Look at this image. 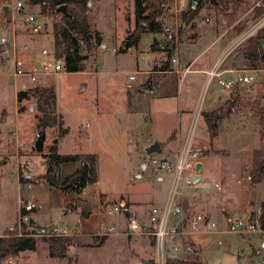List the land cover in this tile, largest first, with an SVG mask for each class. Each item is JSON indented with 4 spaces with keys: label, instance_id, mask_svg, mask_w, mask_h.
Masks as SVG:
<instances>
[{
    "label": "rangeland",
    "instance_id": "1",
    "mask_svg": "<svg viewBox=\"0 0 264 264\" xmlns=\"http://www.w3.org/2000/svg\"><path fill=\"white\" fill-rule=\"evenodd\" d=\"M16 1L23 3L24 0H9L0 5V236L15 226L18 230L22 225H26L28 230L37 229L31 228L28 222L33 221L30 219L31 215L38 213V226L35 223L34 226H43L50 234L54 228H65L78 245L69 248L66 260H53L48 256L46 245L40 241L35 252H22L17 259H7L0 264H140L141 259L147 262L153 260L154 246L150 237L125 235L129 216L133 214L141 220L144 219L143 216L147 217L150 207L159 204L154 198L161 199L163 193L167 194L171 184V173L155 171L146 164L144 149L154 142L165 143L162 152L155 154L162 157L173 147H184L187 140H190L192 147L207 141L201 112L216 107L210 101L211 94L213 91L220 92L224 86L218 84L217 78L209 80L208 76L199 82L200 76L195 73L182 78L181 75H170L162 80L161 75L147 73L146 71L154 69L158 59L150 48L153 39L157 38L156 34L146 31L141 34L136 45L120 52L128 35L135 28L134 0H94V5L93 0H90L88 20L90 18L92 30L102 36V44L93 50L89 60L83 62L84 72L67 74L62 67L57 75L40 78L36 82L55 86L56 112L61 119L57 127L44 129V146L42 152L37 153L34 142L39 124L35 118L38 115L35 102L22 101L19 105L16 102L17 92L26 90L35 83L23 77L14 78L11 75V59L3 57L2 51L7 49L10 57L14 47L16 55L26 66L43 60L54 64L53 20L41 15L37 6H26L24 12L18 15L16 11H11L12 2ZM181 1L185 6L179 17L176 18L167 10L164 16L159 17L167 30L165 32L175 37L177 49L172 57L174 59L183 44H190L198 36L199 42L190 49L192 55L201 53V49L214 38L210 26L204 32V29L197 26L198 19L201 21L209 17L215 23L214 11L206 9L204 15L198 13L196 19L185 24L180 18L187 10L188 0H175L171 8H174L175 2ZM254 2L255 0H249L248 5L243 4L237 14L238 21L244 22L248 28L256 23L252 20ZM205 5L203 4L207 8ZM255 5L260 6V2L257 1ZM4 6L8 7L6 16L2 10ZM28 15L33 17L32 22H27ZM37 26L42 29L36 32ZM216 27L221 32L229 28V36L234 39H238L248 29L237 34L224 21L216 23ZM159 36L160 45L169 40L168 36ZM241 44H233L229 48L230 52L233 50L234 55ZM220 46L217 45V48ZM80 54L83 56L85 52L80 51ZM209 54L197 59L193 69L208 60ZM96 69L97 73H91ZM245 73L252 77L251 86H255L257 96H252L251 86L236 89L242 92L241 98L244 101L259 102L264 109V71ZM131 74L134 80L129 82ZM234 78L235 76L232 79ZM127 82L131 84L132 90L127 89ZM148 82L156 89L144 93L142 90ZM196 90L198 96L194 98ZM129 91L135 95L128 102V95L131 94ZM180 97L188 101L194 111L192 117L188 116L185 122L179 120ZM235 113L232 118L221 122L220 135L215 142L218 147L232 152L230 156L227 153L220 155L226 166H233L238 162L233 158L236 157L235 153H248L261 144L258 118L255 113L249 114L250 107L244 106ZM255 127L258 128V134ZM64 129L68 132L60 140L58 132ZM174 132L176 138L167 143L166 140ZM53 147L58 154H95L98 182L80 193L63 192L50 187L40 176L46 171L47 157ZM204 152L212 160L216 157L215 152L208 149L200 151L199 155ZM142 163L146 165L145 170L141 169ZM78 166L79 163H65L58 169L57 176L63 179ZM21 170L33 179L30 187H24L18 180ZM158 177L163 178V181L158 182ZM180 189L185 193L189 192L190 197L193 193L198 196L211 194L209 200L215 206L211 203L208 210L212 212L214 209L211 219L215 223L214 230L218 233L187 236L182 237V240L177 238L178 252L170 256L186 259V248H198L200 258L206 264H264L261 254L264 236L257 233L259 230L243 235L237 232L242 229L247 231L244 227L245 210L236 199L240 192L238 187L228 186L227 189L234 198L231 199L232 202L225 200L224 194L229 191L224 189L219 196L217 194L220 190L213 194L216 191V181L211 173L203 170L198 182L192 183L190 188L182 186ZM27 202L34 203L35 207L33 212L23 218L21 210ZM183 203L180 201V204ZM115 206L121 207V210L108 215ZM125 207L127 212L123 210ZM221 208L228 211L230 222ZM193 214L195 213L187 215L190 217ZM178 227L189 229L185 225ZM109 228L112 230L109 231ZM102 238H105L103 244Z\"/></svg>",
    "mask_w": 264,
    "mask_h": 264
},
{
    "label": "trees",
    "instance_id": "2",
    "mask_svg": "<svg viewBox=\"0 0 264 264\" xmlns=\"http://www.w3.org/2000/svg\"><path fill=\"white\" fill-rule=\"evenodd\" d=\"M9 0H0V5H4ZM90 0H24L27 7H39L40 14L53 20V58L55 61H61L63 71L67 74L80 73L85 71L84 61L89 60L93 55V50L101 46L102 38L98 32L92 30L88 23V5ZM174 0H134L135 28L128 35L127 41L130 46L136 45L141 34L148 31L159 35L164 33V23L159 17L164 16ZM257 1L260 6L255 5ZM209 4L215 13L217 23L225 22L228 27H232L237 34H242L249 26L237 19L239 8L249 4V0H188L186 12L181 14V21L189 24L195 19L203 7V4ZM65 6L67 15L57 12V8ZM3 9V7H2ZM254 15L252 20L257 22L264 16V0H255L253 5ZM5 19V17L3 16ZM263 41V44L261 43ZM154 38L150 46L151 51H163L166 55V61L163 62L162 71H171V60L176 53L177 46L172 38L166 43ZM84 51L85 55H81ZM126 50L120 49V52ZM236 58L238 62L247 69H257L258 62H264V28L258 29L254 35L242 42L237 48ZM155 68V66H154ZM96 70L91 73H95ZM40 80V79H39ZM38 80V81H39ZM37 82V81H36ZM33 84L26 90L18 91L16 102L19 105L22 101L33 100L35 102L38 115L35 116L40 128L37 131L34 150L41 153L45 135V128H53L60 125V117L56 112V90L54 85ZM148 86V85H147ZM248 106L252 113H255L259 124V138L261 144L251 152V168L248 173L249 183L258 185L264 181V109L259 102H246L239 95L234 96L232 100L212 112H203L202 118L206 124L209 139L217 137L219 126L222 120L233 111L240 110ZM68 130H59L58 136L61 139L67 134ZM172 134L168 141L172 140ZM206 154V152H204ZM202 153V154H204ZM204 154V155H205ZM144 160L147 164L148 157L144 153ZM65 163H79V166L73 173L61 179L57 176L58 169ZM22 176V170L19 172ZM50 187L57 188L63 192L80 193L86 187L98 182V167L95 154H58L55 147L47 157V167L43 175L40 176ZM30 183L33 182L31 178ZM24 184L25 180L21 179ZM183 210L187 211L186 204L181 205ZM127 212L126 207L123 209ZM34 211V210H33ZM32 211V212H33ZM31 212L21 210V216L26 217ZM31 228L43 229L34 226L33 222H28ZM250 229L264 231V202L259 204L258 211L251 212L248 218ZM32 230V229H31ZM26 225H22L18 230L17 226L5 231L0 236V263L7 259L17 258L20 253L25 251L35 252L38 242L46 245L48 256L51 259L66 260L69 248L77 246L78 243L71 237H55L45 232L42 236H30V231ZM153 246L155 245L154 238ZM105 238H102V244ZM101 245V244H100ZM188 258H175L168 256L166 264H206L200 258V255L192 254L186 248ZM264 261V249L261 250ZM148 264H154L149 260Z\"/></svg>",
    "mask_w": 264,
    "mask_h": 264
},
{
    "label": "crops",
    "instance_id": "3",
    "mask_svg": "<svg viewBox=\"0 0 264 264\" xmlns=\"http://www.w3.org/2000/svg\"><path fill=\"white\" fill-rule=\"evenodd\" d=\"M92 2L94 5V0ZM205 6L207 8H205L203 6L199 12L200 14L201 13L203 14L204 11H206V9L208 11H214L213 8L209 4L206 3ZM93 9H94V6H93ZM88 15H89V12H88ZM88 21H89L90 26H92L90 18ZM216 23H217V21H215V23H214L213 20L210 19V17L206 18L204 20H201V21L198 19L197 26L204 29L203 32L207 29L208 26H210L211 31L213 32L212 34L214 35V38H212L210 43L206 47L201 49V53H199L197 55H195V54L192 55L190 53V49L194 46V44L198 43L200 40V37L197 35L198 36L197 40H193L190 44H183L180 47V50L176 56V59L173 58L172 59L173 61L171 60V63L173 62L171 64V71H162L163 62L166 61L165 53L163 51H152L153 54L158 56V59H156V63L154 65L155 68L153 67L154 69L152 71H146V72L151 73V74L161 75V80L164 79L165 77H169L170 75H181V78H182V77L187 76L191 73H195V74L200 76L201 80H199V82H201V81H204L208 72L210 70H212L215 66H217L218 67L217 68L218 78L217 77L216 78L218 80L220 79V80H223L226 82H231L234 85V87L232 89H226L224 87L220 92H216V91L212 92L210 101L212 102V105L214 104V106H216V107H214V108L212 107L213 109H210V110H204V111L202 110V112H201L202 125H204V127H205V131L207 134V141H205L204 143H201L200 145H196L194 147L191 146V147L197 151H202V150L208 149L209 151L215 152V154H216V157L212 160L208 157L207 154L204 153L205 154L204 155L201 153L200 163L202 164V167L199 171L200 179H201L203 170H206L207 173L212 174L214 180L216 181V191L213 194H216L220 190V193L217 194L219 196L220 194H223L224 189L226 190V192L229 191L227 189L228 186H232V188H234V187L239 188L240 192H239V194H237L236 199H237V201H239L238 203L240 205H242V207L245 210L246 222H245L244 227L247 228V231L245 229H242V230H239L237 232H238V234L243 235L247 232L251 233V232H257L258 231L256 229H254V230L250 229V227L248 226V218H249L250 213L254 212V211H258L259 204L261 202H264L263 201L264 200V198H263L264 197V181L258 185H251L249 183L248 173H249V170L251 168L250 156H251V152L255 148L251 149L248 153H245V154L242 153L241 155L240 154L238 155L235 153L234 156H236V157H233V158L235 160H238V162L236 161L233 166H231V165L226 166V163L223 162L222 158H220V155L227 153L228 156H230L232 152H230L229 149L218 147V145H216L217 143H215L217 141L219 135H220L221 125L219 126V132H218L217 137H215L213 139H209L207 127H206V124L202 118V113L203 112H212V111L218 109L219 107L223 106L225 104V102L232 100L234 98V96H236V95H239L240 97H242V95H241L242 92L240 90L238 91L236 88H238V87L240 88L243 86H251V82H252V77L245 75L246 74L245 72L249 71L251 73H262L264 71V68H263L264 62L259 61L258 65H257V69H254V70L253 69H247L248 67H245V65L240 64L236 58V52H234L235 54L233 55L232 54L233 50L231 52L229 50V48L233 44H236L238 39H234V38H231L229 36V34H231V33H229V31H230L229 28L226 29L225 31L221 32L220 28L217 29ZM253 25H251L250 28H252ZM263 27H264V24L261 28H263ZM92 28H93V26H92ZM250 28H248V29H250ZM39 29L41 30L42 28L40 26H37L36 32L39 31ZM101 38H102V36H101ZM235 38H237V37H235ZM156 39H158V41L160 42V36L159 35H157ZM219 44L221 46L217 48V45H219ZM103 48H105V47H103ZM214 51H215V53H213ZM226 51H227V53L225 54L226 57L224 56L225 58L223 57L222 59H220V57ZM208 53H210L209 54L210 57H208V60L203 62L201 65H198L196 69H193V67L197 64V59L198 60L202 59L204 56L208 55ZM40 62H42V61H40ZM242 68L247 69V70H242ZM97 72H98V70L96 69L95 73H97ZM233 76H235L234 79H232ZM238 76H248L251 78V81L249 83L238 82L237 81ZM219 85H221V84H219ZM199 86H201V83ZM146 88L148 90L147 92H149L150 90L156 89V87L150 82H148V86H146ZM199 88H198V90H199ZM144 89L145 88H143V90ZM251 89H252V91H251L252 96L256 95L255 86L252 85ZM129 92H131V94L128 95V98H127L128 102L131 101L132 99H134V95H135L134 92H132V91H129ZM144 93H146V92H144ZM197 96H198V91L196 90L194 92L193 97L196 98ZM56 101H57V96H56ZM180 103H181V105H179L180 106L179 107V113H180L179 114V120H180V122H182V121L185 122L188 116L192 117L194 111H193V108L190 106L189 102L188 101L186 102V100H183L181 97H180ZM56 106H57V102H56ZM235 112L236 111H233L230 115L225 117L223 120H225L226 118H230L233 115H236ZM249 114H253V113L251 112ZM258 128L256 129V127H255V130H256L255 132H257V134H258ZM173 134L174 135H173V138L171 141H173L176 138L175 132ZM166 141H167V143L169 142L168 140H166ZM159 144H160L161 152H162V150L164 149L165 143L159 142ZM182 148H183V146H182ZM182 148L181 147H179V148L173 147L172 149L168 150L167 153L160 158H164V159L168 160L169 162L173 163L178 159V157L182 151ZM162 181H163V178L158 177V182H162ZM190 195L191 194L189 192H186L180 198V201L184 202L183 204H186V206L188 207V209H187L188 212H186L185 210L184 211L186 213H192V212L193 213H201V214L207 215L208 217L211 218V216L213 215V211H214V209L212 212H210V210H208L210 207V204L213 203L212 201L209 200V197L211 194H207V196L206 195L198 196V195L194 194V195H192V197H190ZM165 196H166V193H163L161 199L157 198V197L154 198V201L156 203H159V204H156V206L162 205V203L165 199ZM231 196L232 195H231L230 191L228 194H226V193L224 194L225 200H229L230 202H232L233 200L231 201V199L234 198V196H232V197ZM213 197H211V198H213ZM183 204H181V205H183ZM213 205H214V203H213ZM221 210L223 212V215L227 218V221L230 222V219H229L228 213H227L228 211L226 209H223V208H221ZM37 215H38V213H36L35 215H31L30 219H32L34 221V222L32 221L33 224L34 223L36 224V219H37L36 216ZM143 217L146 218V216H143ZM41 228H45V227L42 226ZM257 233L261 236H264L263 233H259V232H257ZM261 248L264 249V238L262 239ZM196 250H198V248ZM198 252H199L198 254L200 255L199 250H198ZM21 254L22 253H20V255ZM53 260H56V259H53Z\"/></svg>",
    "mask_w": 264,
    "mask_h": 264
},
{
    "label": "built area",
    "instance_id": "4",
    "mask_svg": "<svg viewBox=\"0 0 264 264\" xmlns=\"http://www.w3.org/2000/svg\"><path fill=\"white\" fill-rule=\"evenodd\" d=\"M175 1V0H174ZM11 11H16L18 15L24 12L26 6L20 1L12 2ZM185 6L183 1L175 2V6L172 9L171 6L167 11L175 15L176 18L179 17L182 8ZM14 19V17H13ZM27 22H32L34 19L32 16L26 17ZM264 24V16L258 20L252 28L246 30L237 40L236 46L244 42L248 37H250L254 32L260 29ZM167 30H164L163 35L168 36L169 40L173 38L174 35L167 34ZM0 44V48H1ZM5 47V46H4ZM2 51V50H1ZM16 50L12 48V55L9 57V52L7 49H3V57L10 58L13 67V73L11 74L14 78H26L29 82L35 83L40 78H49L51 76L57 75L62 70L61 61H55L54 64L49 61H42L37 64L28 65L24 64L18 55H16ZM173 61V60H172ZM54 68V70H52ZM217 66L210 70L207 74L208 79L218 78ZM129 82L134 80V76L131 74L128 77ZM238 82L249 83L251 78L248 76H238ZM218 83L223 85L226 89H232L234 85L231 82H226L223 80H218ZM127 89H131L130 83L127 84ZM198 113V112H197ZM200 151L194 150L191 147L190 140L184 143V147L175 162H169L164 158H160L157 155H151L148 157V166H150L155 171L167 172L172 174L171 184L165 196V199L160 206L150 207L147 217L143 220L138 219L133 214L129 216L126 222V232L127 237H153L155 241L154 245V264H166V259L170 254L178 252L177 240L182 237H193L196 235L203 234H216L217 231L214 230L215 223L210 217L201 213H195L189 217L183 210L180 204V198L185 194L180 187L190 188L195 176V165L200 162L201 155ZM25 180L24 187H30L31 176L22 174L18 180ZM187 190V189H186ZM194 195V193H193ZM23 210L26 212H32L35 205L34 203L27 202L22 206ZM121 207L115 206L112 211L108 212L111 215L113 212H119ZM26 218V217H23ZM185 225L189 229L179 228L178 226ZM259 233L264 231L259 230ZM53 236L55 237H71V233L67 229H52ZM101 235V234H99ZM179 238V239H177ZM182 240V239H181Z\"/></svg>",
    "mask_w": 264,
    "mask_h": 264
},
{
    "label": "water",
    "instance_id": "5",
    "mask_svg": "<svg viewBox=\"0 0 264 264\" xmlns=\"http://www.w3.org/2000/svg\"><path fill=\"white\" fill-rule=\"evenodd\" d=\"M89 6H91V3L89 2L88 3ZM3 12H4V16H6V13L8 11V7L7 6H4L3 7ZM57 12H60L64 15H67V11H66V7L65 6H60L59 8H57ZM261 43L263 44V41H261ZM162 47V45H161ZM123 50H128L130 48V43L128 41H126L122 47H121ZM143 92H147V88H145L144 90H142ZM40 127L37 126V129H39ZM54 143H57L56 141H54ZM144 152H145V155L148 157V156H151V155H155V154H159L161 152V147H160V144L158 142H154L152 143L150 146L146 147L144 149ZM202 167V164L199 162L195 165V176L193 178V182L196 183L199 181L200 179V175H199V171ZM146 168V165L144 163H142L141 165V169L142 170H145ZM140 176L138 175L137 178H139ZM76 228H78V225L75 226ZM112 228H109V231H111ZM44 230L43 229H32L30 231V236H42L44 234ZM189 252H191L192 254H195L197 255L199 252L198 250L196 249H189ZM140 264H148V262L144 259H141L140 260Z\"/></svg>",
    "mask_w": 264,
    "mask_h": 264
}]
</instances>
